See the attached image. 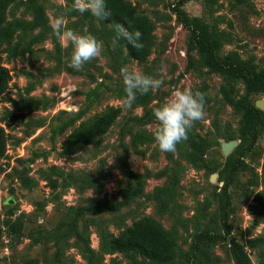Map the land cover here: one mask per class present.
Masks as SVG:
<instances>
[{
    "label": "rangeland",
    "instance_id": "obj_1",
    "mask_svg": "<svg viewBox=\"0 0 264 264\" xmlns=\"http://www.w3.org/2000/svg\"><path fill=\"white\" fill-rule=\"evenodd\" d=\"M45 7L52 31L32 46L31 52L8 60L0 45V62L9 71L8 88L0 96V127L8 136L6 152L0 160V264H88L85 245L94 250V264H131L124 253L108 251V240L135 221L151 216L172 234L178 255L169 264H202L205 253L218 257L220 264H235L229 253L228 238L245 243L264 234L260 223L248 211L253 193L262 185L264 164V131L257 144L243 160L234 182L228 188L231 201L228 223L234 226L226 240L209 247L196 236L202 231L223 233L224 224L215 192L223 181L219 171L226 156L221 143L236 139L240 142L241 115L224 102L220 93L222 76L201 66L194 54H187V33L178 21L174 8L181 5L189 16H197L218 30L226 31L230 40L219 52L224 56L236 50L242 58L253 55L259 66L264 65V0L232 8L227 0H128L153 24L154 42L145 63L131 58L125 44L117 40L115 27L85 13L71 15L74 3L68 0H40ZM63 16L66 27L78 34H93L103 42L102 54L77 71L69 67L72 46L66 45L53 32L56 17ZM7 17L31 18L22 1L14 2ZM32 34L26 35L27 41ZM56 41L59 45L57 47ZM136 68L146 75L162 79L158 90L137 94L130 109L121 106L124 97L120 69ZM243 93V84L238 82ZM192 88L204 93L205 118L190 130L206 138L210 147L204 155L207 167L191 163L177 151L162 152L154 140L157 121L153 109L166 103L177 89ZM97 91L90 104L86 95ZM42 99L44 107L24 109L20 119L6 120V110L15 111L14 100L20 96ZM144 98L142 105L141 98ZM141 99V100H140ZM264 95L252 97L254 103ZM139 100V101H138ZM107 106L120 109L110 128L79 153L64 157L62 145L80 121L93 117ZM87 107L73 126L52 135V126L76 115ZM146 113L145 119L139 120ZM217 121V128L214 125ZM150 135L146 143L132 145L138 132ZM182 149L186 144L182 142ZM234 149L232 150V152ZM127 163V164H126ZM127 165V166H126ZM218 165L212 171L210 168ZM26 172L33 179L32 187H24L17 173ZM17 169L13 171V169ZM129 170L142 177L143 191L118 211L89 208L98 200L115 202L121 191L136 180ZM42 171L46 172L44 176ZM215 174L214 180L211 176ZM55 182L52 187L49 180ZM166 201L160 211L158 190ZM167 189L168 192H165ZM82 213L77 216L78 209ZM13 222L6 225L5 221ZM250 252L256 264L254 251Z\"/></svg>",
    "mask_w": 264,
    "mask_h": 264
},
{
    "label": "trees",
    "instance_id": "obj_2",
    "mask_svg": "<svg viewBox=\"0 0 264 264\" xmlns=\"http://www.w3.org/2000/svg\"><path fill=\"white\" fill-rule=\"evenodd\" d=\"M18 0H0V45H3V53L6 54L8 60L24 56L31 52L32 46L45 38L48 32H51L49 18L46 13L44 4L40 0H19L24 3L27 10L31 12V18L13 17L9 19L7 13L9 7ZM73 2L74 0H68ZM230 7L236 8L242 4L248 3L247 0H227ZM184 1H181L174 8V12L178 21L187 33V54L190 62H193L194 54L198 57L201 66L207 68L209 72L222 76L220 84V93L226 104H228L236 113L241 115L239 121V144L235 147L225 159L224 164L219 171V180L223 181L220 192H215V196L219 203V211L224 224L223 233H209L202 231L196 236L195 246L199 242H209L212 247L226 240L231 234L234 226L228 223L229 208L231 205L228 188L234 182L236 173L243 164L244 157L251 152L253 147L264 131V111L257 108L252 97L256 95H264V65L259 66L255 62L253 55L242 58L236 50L227 52L224 56H220L219 52L223 45L230 40L229 34L224 30H218L214 25L209 24L205 20L197 16H189L186 11L181 8ZM218 0H210L211 4H216ZM107 9L111 15L107 20H100L104 23H110L113 27L116 24L123 25L131 31H139L142 33V48H135L126 40L120 39L125 44L128 55L138 63H145L150 55L154 42V27L147 15L138 11L137 6L128 0H106ZM72 9V8H71ZM79 12L71 10V15H78ZM86 15L90 13L85 12ZM39 30L36 34L31 35L27 41L24 38L28 34ZM57 47L59 45L56 41ZM11 79L9 71L0 62V96L8 88ZM238 82L243 84V93L238 87ZM97 91H90L86 97L90 98V104L97 98ZM141 98V97H140ZM142 99V100H141ZM139 102L144 104L142 97ZM42 99L28 97L22 95L14 100L15 111L6 110L5 118L9 121H16L23 115L24 109H37L44 107ZM87 107L80 110L76 115L60 120L58 125L52 126L51 131L54 136L56 133L64 131L68 127L73 126L79 121ZM120 109L116 106H107L103 111L97 113L91 118L82 120L69 133L65 139L61 154L69 157L79 153L93 141L103 135L118 117ZM146 113L139 120L145 119ZM217 128V121H214ZM150 135L144 132H136L131 140L132 145L146 143L150 139ZM8 136L4 128L0 127V160L4 156L7 147ZM185 150L182 143L177 144V151L184 155L191 163L201 164L207 167L204 155L210 147V142L206 138L195 136L191 131L188 138L184 141ZM127 164V163H126ZM127 166V165H126ZM218 165L212 166L210 169L214 171ZM17 169H13L16 171ZM16 179L24 187H32L33 179L29 178L26 168L23 171L16 172ZM45 176L46 172L42 171ZM129 176L136 180V184L129 183L120 193V199L115 202L107 200H98L89 208H104L108 211H118L122 207L127 206L131 200L143 191V180L139 174L129 170ZM47 178V177H46ZM49 178V177H48ZM47 178V179H48ZM51 186H55L52 179H48ZM262 189L253 193L251 202L248 204L249 213L260 223H264V164L262 166ZM162 190L159 189L155 197L159 200L160 211L166 209V201L161 195ZM165 192H168L167 189ZM82 213V209H78L77 216ZM5 224L13 225L12 221L6 220ZM3 230L0 227V238H2ZM108 251L110 253L121 252L129 259L131 264H169L178 255V245L175 237L170 234L164 226L155 218L145 216L135 221L131 226L127 227L121 233L111 237L108 240ZM88 252V264L93 263L94 250L85 245ZM248 250L254 251L256 264H264V234L258 236H248L245 243L233 238L230 240L229 253L235 264H254ZM202 264H220L218 257L211 258L209 252L205 253V260Z\"/></svg>",
    "mask_w": 264,
    "mask_h": 264
},
{
    "label": "clouds",
    "instance_id": "obj_3",
    "mask_svg": "<svg viewBox=\"0 0 264 264\" xmlns=\"http://www.w3.org/2000/svg\"><path fill=\"white\" fill-rule=\"evenodd\" d=\"M81 14L88 12L98 20L109 19L111 13L107 9L106 0H74L72 9ZM54 35L72 46L69 67L80 71L84 65L98 58L104 49L103 42L93 34H78L66 27L63 16L56 17L53 22ZM116 39H124L135 48H142V33L129 31L121 24L115 25ZM124 97L121 106L130 109L135 103L137 94L146 95L150 90H158L164 83L162 79L146 75L136 68L124 66L120 69ZM204 93L192 88L177 89L164 104L153 109L157 121L154 140L162 152H176V146L187 140L189 131L197 121L205 118Z\"/></svg>",
    "mask_w": 264,
    "mask_h": 264
},
{
    "label": "water",
    "instance_id": "obj_4",
    "mask_svg": "<svg viewBox=\"0 0 264 264\" xmlns=\"http://www.w3.org/2000/svg\"><path fill=\"white\" fill-rule=\"evenodd\" d=\"M255 105H256L257 108H259V109H261V110L264 111V100H263V99H261V100H257V101L255 102ZM238 144H239V141L236 140V139H231V140H229V141H223V142L221 143V151H222L223 155L227 157V156L232 152V150L235 149V147H236ZM215 177H216V175L213 174V175L211 176V180H214ZM246 233H247L248 236H250V235H251V230L248 229V230L246 231ZM232 236H234V235L232 234L231 237H232ZM231 237L228 238V241H229V242H230V240H231Z\"/></svg>",
    "mask_w": 264,
    "mask_h": 264
}]
</instances>
